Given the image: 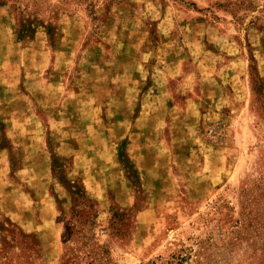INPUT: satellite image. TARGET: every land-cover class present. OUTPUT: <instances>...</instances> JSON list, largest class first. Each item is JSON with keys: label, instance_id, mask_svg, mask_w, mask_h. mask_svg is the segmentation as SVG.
Instances as JSON below:
<instances>
[{"label": "rangeland", "instance_id": "1", "mask_svg": "<svg viewBox=\"0 0 264 264\" xmlns=\"http://www.w3.org/2000/svg\"><path fill=\"white\" fill-rule=\"evenodd\" d=\"M0 264H264V0H0Z\"/></svg>", "mask_w": 264, "mask_h": 264}]
</instances>
